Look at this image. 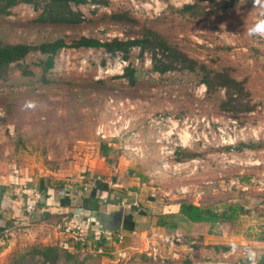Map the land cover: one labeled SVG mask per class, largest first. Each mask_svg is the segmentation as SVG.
I'll return each mask as SVG.
<instances>
[{"label":"rangeland","instance_id":"obj_1","mask_svg":"<svg viewBox=\"0 0 264 264\" xmlns=\"http://www.w3.org/2000/svg\"><path fill=\"white\" fill-rule=\"evenodd\" d=\"M186 3L195 8L184 11ZM227 3L233 4L224 9ZM73 7L84 13L83 23L52 25L36 22L34 7L20 4L0 17V40L128 39L151 27L189 56L245 80L255 107L222 110L224 91L208 96L206 86L187 71L160 74L152 69L150 54L142 55L138 48L127 60L102 48H63L50 73V88L0 91L3 171L36 159L66 173L62 182L70 183L91 158H105L110 167L129 168L137 209L153 215L133 231L122 229L128 233L123 243L130 248L127 264H182L189 257L192 264H238L249 257L253 260L241 264H257L264 253V0H109L108 5ZM114 13L130 19L117 21L111 18ZM258 26L261 32L251 31ZM40 58L31 54L25 64L39 71ZM129 63L136 68L134 86L123 77ZM60 116L67 123L56 120ZM48 118L53 120L44 125ZM104 145L111 149L108 156L102 155ZM181 199L214 210L239 204L243 211L234 222L219 225H195L178 215L165 228L184 238L170 246L151 227L166 203ZM126 209L132 215V206ZM8 239L0 243V264H8L14 252L40 244L25 230ZM78 253L84 264L116 263L113 255Z\"/></svg>","mask_w":264,"mask_h":264},{"label":"trees","instance_id":"obj_2","mask_svg":"<svg viewBox=\"0 0 264 264\" xmlns=\"http://www.w3.org/2000/svg\"><path fill=\"white\" fill-rule=\"evenodd\" d=\"M88 3L108 5L109 0H0V17L11 15L13 9L20 4H29L39 13L35 19L36 22L52 25H77L85 21V15L80 9H75L73 6L77 7ZM232 4H225L224 9L230 7ZM194 8L195 5L187 4L184 7V11ZM111 18L117 21H123L126 18L130 19V17H125L121 13H114ZM70 47L102 48L111 54L122 53L125 60L130 58L134 48H138L142 55L145 53L150 54L153 65L152 69L154 71L160 74H166L171 71L190 72L198 78L200 83L206 86L207 95L210 97H213L220 91H224V96L219 101V107L222 110L237 113L251 110L255 107L251 103V93L246 87L245 80L235 78L229 69L220 70L206 62L189 56L164 34L151 27H144L139 37L128 39L118 36L108 40H101L96 37L83 35L72 40H67L66 37H58L37 44L25 42L11 43L0 40V91L4 90L11 94L22 86L31 85H37L39 87L38 90L45 89L46 87L50 88L53 83L50 73L56 65V57L61 49ZM31 54H38L41 57L37 64L39 71H34L25 64V61ZM16 70H19L21 78L18 82L15 81L14 71ZM135 75L136 68L129 63L124 69L123 77L128 79L131 86L137 83ZM91 90H93V87ZM49 120L53 119H45L44 125ZM56 120L65 121L67 119L60 116ZM242 145L243 147L249 146L248 144ZM104 146L102 155L108 156L111 149L106 145ZM186 156L192 157L193 153L188 151L186 152ZM44 181H41L42 184L39 188L43 194L46 190ZM41 204L38 207H41ZM132 209L134 217L126 215L124 229L133 231L136 224L144 221L145 223H150L152 221L153 215L147 213L146 210L141 211L142 209H137L136 205H133ZM242 211L243 207L239 204H229L222 210H214L181 199L177 202L166 203L164 205L162 216L158 217L156 225L167 226L178 215L184 216L188 221L193 223L219 225L234 222L242 214ZM129 217L132 218L135 224L132 225L130 223ZM102 232L100 231V233ZM78 234L81 236L82 232ZM83 248L84 244L80 239H74L64 244H35L14 252L8 264H84L85 261L80 259L78 253V250ZM141 256L150 258L149 260L152 259V256L147 253H143ZM252 260L253 258L251 257L249 259L243 258L238 261V264L243 262L249 263ZM192 263H194V260L189 257L182 264ZM256 263L264 264V253L257 257Z\"/></svg>","mask_w":264,"mask_h":264},{"label":"crops","instance_id":"obj_3","mask_svg":"<svg viewBox=\"0 0 264 264\" xmlns=\"http://www.w3.org/2000/svg\"><path fill=\"white\" fill-rule=\"evenodd\" d=\"M104 160L91 158L82 170L75 171L77 176L70 183L62 182L66 173L48 169L36 159L30 164L17 165L11 172L3 171L0 166V243L25 230L33 240L44 244H64L80 239L84 250L113 255L112 259L117 250L130 249L117 242V234L103 233L97 222L89 219L91 212H112L122 205L126 216V208L135 205L139 199L129 168L121 165L110 167ZM42 180H45L46 190L41 207L27 214L25 199L33 189L40 188ZM151 229V233L160 237L168 232L165 226H158L156 222ZM121 232L124 233L123 230ZM112 261L116 262V259Z\"/></svg>","mask_w":264,"mask_h":264},{"label":"built area","instance_id":"obj_4","mask_svg":"<svg viewBox=\"0 0 264 264\" xmlns=\"http://www.w3.org/2000/svg\"><path fill=\"white\" fill-rule=\"evenodd\" d=\"M44 197V194L38 189L35 188L32 190L31 195H29L25 199V211L27 214L33 213L38 206L42 203V199ZM125 233L119 232L117 233V242L119 244L124 243L125 240ZM184 238V235L180 232L176 233H171V234H166L164 236V240L170 245V246H175L178 243L182 242ZM115 259L116 263L119 264H127L125 262V259H128V254H129V249H119L115 252Z\"/></svg>","mask_w":264,"mask_h":264},{"label":"water","instance_id":"obj_5","mask_svg":"<svg viewBox=\"0 0 264 264\" xmlns=\"http://www.w3.org/2000/svg\"><path fill=\"white\" fill-rule=\"evenodd\" d=\"M89 219L94 223L97 222L100 229L106 234H117L122 231L125 224V207L122 205L118 210L112 212H101L99 214L91 212Z\"/></svg>","mask_w":264,"mask_h":264},{"label":"clouds","instance_id":"obj_6","mask_svg":"<svg viewBox=\"0 0 264 264\" xmlns=\"http://www.w3.org/2000/svg\"><path fill=\"white\" fill-rule=\"evenodd\" d=\"M252 32H261V29L259 28V26L256 28V29H253V30H251ZM35 105L34 104H32V103H28L27 104V107H29V108H31V107H34ZM254 255L255 254H253V257H254Z\"/></svg>","mask_w":264,"mask_h":264}]
</instances>
